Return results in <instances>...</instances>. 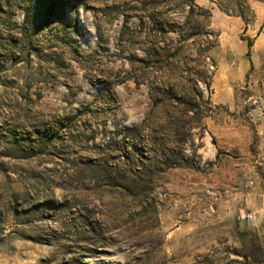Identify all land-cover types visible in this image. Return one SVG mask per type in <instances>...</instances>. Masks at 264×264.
<instances>
[{"label": "rangeland", "instance_id": "374dc122", "mask_svg": "<svg viewBox=\"0 0 264 264\" xmlns=\"http://www.w3.org/2000/svg\"><path fill=\"white\" fill-rule=\"evenodd\" d=\"M0 264H264V0H0Z\"/></svg>", "mask_w": 264, "mask_h": 264}, {"label": "trees", "instance_id": "16d2710c", "mask_svg": "<svg viewBox=\"0 0 264 264\" xmlns=\"http://www.w3.org/2000/svg\"><path fill=\"white\" fill-rule=\"evenodd\" d=\"M252 46H253V43L250 41L249 42V48H252Z\"/></svg>", "mask_w": 264, "mask_h": 264}]
</instances>
